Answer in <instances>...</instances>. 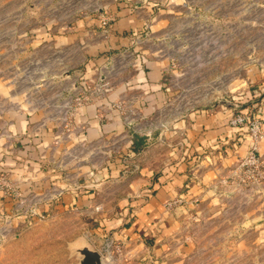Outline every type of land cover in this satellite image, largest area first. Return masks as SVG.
<instances>
[{
    "label": "rangeland",
    "instance_id": "1",
    "mask_svg": "<svg viewBox=\"0 0 264 264\" xmlns=\"http://www.w3.org/2000/svg\"><path fill=\"white\" fill-rule=\"evenodd\" d=\"M113 33L130 41L132 37V46L106 52L111 56L106 67L94 64L91 68L88 61L94 50L88 43L102 39L99 34L106 38ZM153 41L163 42L165 71L169 81L179 85L172 103L158 107L156 115L155 111L138 115L135 104L152 93L141 86L127 87L134 81L136 85L147 82L142 73L146 70L143 50ZM87 65L90 71L83 69ZM248 69H264V0H0V137L5 133L1 138L9 141L6 146L18 151L23 143L29 147L31 162L37 158V133L51 125L59 149L55 156L48 150L49 157L78 166L74 170L88 167L93 172L117 160L124 170L119 178L108 174V180H121L111 189L143 202L151 195V187L138 185L135 179L162 171L170 152H179L184 144V139L170 136L175 131L173 121L185 111L214 103L226 106V84ZM103 80L108 81L107 91L101 86ZM118 82L125 87L119 98L123 110L113 115L107 106L98 105L113 97L111 88ZM89 108L100 118L108 115L106 122L117 126L115 133H121L119 122L126 131L98 138L102 142L88 137L91 145L86 144L78 136L84 137L90 129L89 120L82 119ZM248 108L232 111L262 123L258 163L239 167L248 158L252 139L246 126L235 128L248 140L245 154L237 155L228 174L207 187L211 191L207 210L203 212L198 201L172 204V234L166 241L157 236L146 240L145 245L154 250L141 252L134 263L264 264V101ZM23 117L32 124L6 135L10 118ZM150 130L156 134H148ZM138 134L144 140L135 150L131 143ZM84 146L87 149H81ZM92 150L94 154H89ZM100 195L90 210L79 203L76 210L59 207L41 220L0 217V264H79L82 247L98 251L106 264H128L123 240L108 235L101 224L118 206ZM30 200L28 208L38 201Z\"/></svg>",
    "mask_w": 264,
    "mask_h": 264
},
{
    "label": "crops",
    "instance_id": "2",
    "mask_svg": "<svg viewBox=\"0 0 264 264\" xmlns=\"http://www.w3.org/2000/svg\"><path fill=\"white\" fill-rule=\"evenodd\" d=\"M98 36L104 40L102 43H98L102 39H95L88 43V48L92 47L91 49L94 50V53H90L92 58L88 61L90 67L91 65L94 67V64L97 66L105 64L106 67L111 58L109 55L110 50L119 48L117 50L120 51L131 47L133 43L132 37L130 41L129 38L114 33L113 35H107L106 38L101 34ZM150 45L143 50L146 57V70H142V73L143 78L148 79L147 82L136 85L137 83L134 81L131 87H127L133 89L141 86L149 89L152 93L140 103L135 104L139 110L137 111L138 115L142 112L143 115L151 114L158 107H165L168 103H172L177 91L176 86L179 85L170 82L168 79L169 74L165 71L166 66L163 65L165 52L162 51L165 46L163 42L153 41ZM87 52L85 51V53ZM106 52H109V54ZM137 61L139 64V60ZM88 65L83 69L89 70ZM111 89H114L113 97L106 98L98 105V107L104 106L105 108L107 106V111L110 110L111 103L119 100L125 91L122 82L114 84ZM225 93L229 98L226 106L214 103L213 106L203 109L185 111L173 121L172 128L175 131H170V136L176 135L175 137L184 139V144H182L183 146L179 152H170L169 163L162 171H154L156 173L150 178L138 177L135 179L138 185L151 187L152 193L148 195L145 202L128 195L122 196L120 189H115L113 192L111 187L113 185L118 186L116 184L121 180L116 178L121 177L124 170L116 164L119 163L117 160L112 163L107 162L97 172L91 171L88 167L83 171L80 169L84 167L74 170L73 166L75 168L78 166L55 160L53 156L59 148L54 142L57 136L52 133L51 125L37 133L40 139L39 146L34 152L37 153L35 155L37 158L31 162L27 158L29 147L20 142L22 145L17 147L18 151L13 150L11 146H6L9 141L1 138L5 137V133H3L0 137V176L7 177L16 188V193H22V197L27 202L29 199L34 200V198L38 199L36 202L40 201L39 204L42 202L40 206L37 204L39 209L37 208L36 212L44 216L59 207L70 208L72 211L76 210L77 207L79 208V203L82 204V208L90 210L99 200L97 197L99 193L105 202L114 201L118 207L115 206L110 216L103 219L101 224L106 226L108 235L123 240L127 258L130 260L127 263L132 264L134 263L133 260L138 259L136 256L142 254L141 252L148 253L154 250V247L145 245L146 240L157 237L162 238L163 241L168 240V236L172 234L173 219L171 215L175 211L172 208L173 205L182 201L190 204L198 201L200 203L199 207L205 212L207 210L206 201H208L207 198L211 192L207 190V187L216 183L218 178L228 174L229 168L234 164L237 155L245 154L248 140L241 129H235L228 125V117L232 110L240 108L239 110L246 112L249 109L248 107H252L257 100L264 101V69L244 70L239 74L238 79L234 77L228 81ZM161 94L164 96L161 97ZM110 112L113 115L116 114L115 111L110 110ZM156 113L157 111L154 112V115ZM95 116V109L92 108L83 113L82 119L89 120L90 129L85 131L84 137H82L83 135L78 137L85 139L88 145H91L90 140L87 139L88 137L95 138V140L104 138L103 140H105L111 135L117 137L126 131L122 125L123 123L120 124L119 122L118 129L121 126V133L119 131L115 133L113 130L117 126L112 128L108 125V120L106 122L108 115L106 118H100L98 115L94 118ZM10 120L12 129L9 127L8 132H6V135L9 136L20 133L19 131L22 130L25 131L32 124L31 121L28 123L26 117L16 118V120L10 118ZM103 122H106V124H102ZM151 132L156 134L152 130L147 133L150 134ZM145 135L147 136V134ZM145 135L141 134V136ZM99 142L102 141L99 140ZM261 144V152L264 154V139ZM83 148L87 149L86 146L81 149ZM68 149L70 148L66 149V153ZM101 149L105 148L98 150ZM48 150L53 151L52 157L48 156ZM94 152L92 150L89 154H94ZM173 154L174 157H172ZM181 155L183 156L180 159L174 161L176 156ZM108 174L116 178L113 181L108 180ZM95 192H97V195ZM18 201L17 197L7 196L0 191V213L4 214L0 217L14 216L16 217L14 221L16 219H26V217L28 219L26 211L28 207H19ZM168 203H170V206L167 207L166 204ZM103 208L101 206V209ZM153 241L156 242L157 239ZM146 257L149 258L148 255ZM143 262L142 264L147 263V261Z\"/></svg>",
    "mask_w": 264,
    "mask_h": 264
},
{
    "label": "built area",
    "instance_id": "3",
    "mask_svg": "<svg viewBox=\"0 0 264 264\" xmlns=\"http://www.w3.org/2000/svg\"><path fill=\"white\" fill-rule=\"evenodd\" d=\"M106 69V68H105ZM104 72V71H103ZM106 77H104L105 79ZM102 88H104V91L108 90V81L103 80L101 82ZM109 109L112 111H115L116 114H119L123 110V103L120 100H115L111 103L109 106ZM233 112V113H232ZM231 115L228 119V125L232 128H241L243 126H246V129L249 131L252 143L250 146V152L248 155V158L240 163L239 167L247 166V165H256L258 163V158L256 156L257 153V144L258 141L262 138V123L259 121H249L248 117L241 111H231ZM226 181L223 180L222 183H225ZM0 191L3 192L7 196H14L18 198V205L19 207H26L28 206L29 201L27 202L24 197H22L21 193H16V188L13 186V184L9 181V179L5 176H0ZM34 201L33 199L30 201ZM26 203V205H25ZM33 205L28 208L27 215L35 219V217L38 220L43 219L45 216L43 214H39L36 212V201L32 202ZM166 206H170V203L166 204ZM95 211H98V208L94 209ZM116 251H120V244H116ZM109 245H107V248Z\"/></svg>",
    "mask_w": 264,
    "mask_h": 264
},
{
    "label": "water",
    "instance_id": "4",
    "mask_svg": "<svg viewBox=\"0 0 264 264\" xmlns=\"http://www.w3.org/2000/svg\"><path fill=\"white\" fill-rule=\"evenodd\" d=\"M79 254L82 256L79 264H106L105 259L98 251L82 247Z\"/></svg>",
    "mask_w": 264,
    "mask_h": 264
},
{
    "label": "trees",
    "instance_id": "5",
    "mask_svg": "<svg viewBox=\"0 0 264 264\" xmlns=\"http://www.w3.org/2000/svg\"><path fill=\"white\" fill-rule=\"evenodd\" d=\"M144 140L143 137L134 136L132 138V148L137 150L139 148L140 143Z\"/></svg>",
    "mask_w": 264,
    "mask_h": 264
}]
</instances>
